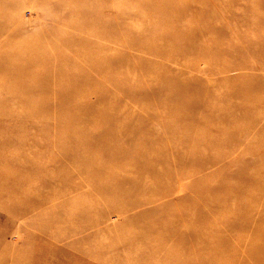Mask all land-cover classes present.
I'll list each match as a JSON object with an SVG mask.
<instances>
[{"label":"rangeland","instance_id":"1","mask_svg":"<svg viewBox=\"0 0 264 264\" xmlns=\"http://www.w3.org/2000/svg\"><path fill=\"white\" fill-rule=\"evenodd\" d=\"M0 264H264V0H0Z\"/></svg>","mask_w":264,"mask_h":264}]
</instances>
